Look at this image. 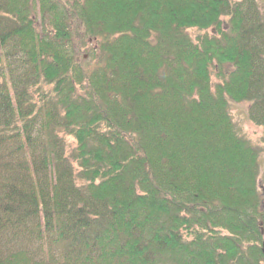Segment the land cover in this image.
Segmentation results:
<instances>
[{
    "label": "trees",
    "instance_id": "16d2710c",
    "mask_svg": "<svg viewBox=\"0 0 264 264\" xmlns=\"http://www.w3.org/2000/svg\"><path fill=\"white\" fill-rule=\"evenodd\" d=\"M230 102L264 145V0H0V264H264Z\"/></svg>",
    "mask_w": 264,
    "mask_h": 264
},
{
    "label": "rangeland",
    "instance_id": "374dc122",
    "mask_svg": "<svg viewBox=\"0 0 264 264\" xmlns=\"http://www.w3.org/2000/svg\"><path fill=\"white\" fill-rule=\"evenodd\" d=\"M226 21V19H223ZM202 34V32H198L196 29H188L187 34L191 37L193 41L196 40L197 36ZM92 43H89L87 46H77L75 50H77V59L81 63L83 67H88L91 65V58H89L90 47ZM212 81L213 83L217 82V77L215 76L216 70L212 69ZM230 114L232 116V120L235 123L237 129L242 135H244L248 140H250L254 145L259 147H264L262 143V129L254 126L247 118V108L248 104L240 103L235 104L230 102ZM65 141L68 144L69 150H72L75 147V143L71 137L63 136ZM260 176L264 171V152L261 155L260 159Z\"/></svg>",
    "mask_w": 264,
    "mask_h": 264
},
{
    "label": "water",
    "instance_id": "95a60500",
    "mask_svg": "<svg viewBox=\"0 0 264 264\" xmlns=\"http://www.w3.org/2000/svg\"><path fill=\"white\" fill-rule=\"evenodd\" d=\"M261 252H262V255H263V257H264V243L262 244Z\"/></svg>",
    "mask_w": 264,
    "mask_h": 264
}]
</instances>
